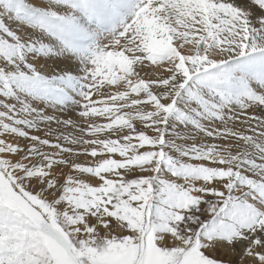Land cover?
<instances>
[{
    "label": "snow or ice",
    "instance_id": "1",
    "mask_svg": "<svg viewBox=\"0 0 264 264\" xmlns=\"http://www.w3.org/2000/svg\"><path fill=\"white\" fill-rule=\"evenodd\" d=\"M218 248L264 264V0H0V264Z\"/></svg>",
    "mask_w": 264,
    "mask_h": 264
},
{
    "label": "rangeland",
    "instance_id": "2",
    "mask_svg": "<svg viewBox=\"0 0 264 264\" xmlns=\"http://www.w3.org/2000/svg\"><path fill=\"white\" fill-rule=\"evenodd\" d=\"M182 182V181H180ZM240 246H237V251H239ZM214 254L217 258L225 260V261H230V264H240L239 258L236 255H229L225 251H221L219 248L215 251V253H209ZM243 264H249V261L245 259Z\"/></svg>",
    "mask_w": 264,
    "mask_h": 264
},
{
    "label": "bare ground",
    "instance_id": "3",
    "mask_svg": "<svg viewBox=\"0 0 264 264\" xmlns=\"http://www.w3.org/2000/svg\"><path fill=\"white\" fill-rule=\"evenodd\" d=\"M243 2V0H237V3H242ZM146 71H148L147 69H146ZM73 118L75 119L76 117L75 116H73ZM100 122H105V121H100ZM113 158H120L119 157V155L118 154H115L114 156H113ZM79 160H80V162H89V163H91V161H92V158L91 157H86V156H81L80 158H79Z\"/></svg>",
    "mask_w": 264,
    "mask_h": 264
}]
</instances>
